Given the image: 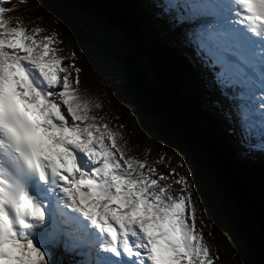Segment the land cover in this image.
Instances as JSON below:
<instances>
[{"label": "snow or ice", "instance_id": "obj_1", "mask_svg": "<svg viewBox=\"0 0 264 264\" xmlns=\"http://www.w3.org/2000/svg\"><path fill=\"white\" fill-rule=\"evenodd\" d=\"M14 8L0 6V264H214L187 175L130 155L57 34L13 24ZM157 8L232 102L238 143L264 150V0Z\"/></svg>", "mask_w": 264, "mask_h": 264}, {"label": "trees", "instance_id": "obj_2", "mask_svg": "<svg viewBox=\"0 0 264 264\" xmlns=\"http://www.w3.org/2000/svg\"><path fill=\"white\" fill-rule=\"evenodd\" d=\"M116 1L138 25L142 33V42L137 45V53L141 57L150 58L154 68H157V72L165 80L170 98L181 104L180 108L182 111H187L189 117L186 116L189 123L200 133L202 138L205 137L210 142L215 154L221 159L219 160L224 164L222 167L227 173L230 188L246 204L252 216L249 217L250 221L259 224L260 230L264 229V158L257 157L252 160L254 162H248L249 159L234 156L232 160L230 150L224 146L218 136L213 135L210 129V116L202 111V107L198 104L197 94L190 92L193 86L192 78L190 81L188 80L191 73L190 63L178 47L177 49L173 47L175 43L167 42L166 39L157 34L156 24L153 23L152 19L148 18V3L159 4L161 0H146L147 4L141 2V0ZM13 5H15L14 10L6 13V16H11V18L18 16L20 19L30 18L32 21L49 19L54 24L59 40L71 43L72 53H75L73 57L75 66L81 69L79 74L81 89L83 90L84 86L87 85L88 94L97 103L101 94L100 87L104 85L101 82L98 69L93 64L92 57V46L98 44V42L92 39L93 33L77 17L86 11V7L80 5L77 0H24L23 4H18L17 0H2L0 2V6L8 8H12ZM157 16L156 21L165 27V30L171 31L174 29L172 25L166 23L159 15ZM178 49L179 51H177ZM137 53L135 51L131 54L132 60L136 63L134 65L137 68L134 67L132 81L125 88L128 90L130 87L131 91L133 89V95L140 108L146 109V111L150 110L153 113L156 111L160 112L158 110V101L153 100L152 92L147 89L145 83H142L145 75L143 68L138 67L139 63L136 59L139 62L142 59ZM124 60L126 64L129 63L126 58ZM139 73L142 75L141 80L138 78ZM93 111L95 112V108ZM112 113L117 125H123L120 129L125 135V139H131V123L128 115L122 112L119 107L114 108ZM167 116L168 119H164L163 126L156 130V143L165 149L185 148L188 150L186 135L180 134V126L172 121L173 118L170 114ZM217 143L222 145L225 151L220 149ZM218 149L222 150L221 153ZM221 154L225 155V159L229 157L230 161L228 162L227 159L226 163L222 161L223 157H221ZM196 179L202 189L199 191L200 197L210 214L212 223L210 231L215 235L223 232L227 235L237 264H258L256 258L257 248L254 242L255 227L251 226L248 231L242 229L240 225L242 227L245 226V220H242V217L234 216L229 211L234 207L233 203L235 200L230 199L231 203L225 199L223 204L213 202L208 190L203 187L201 178L196 176Z\"/></svg>", "mask_w": 264, "mask_h": 264}, {"label": "rangeland", "instance_id": "obj_3", "mask_svg": "<svg viewBox=\"0 0 264 264\" xmlns=\"http://www.w3.org/2000/svg\"><path fill=\"white\" fill-rule=\"evenodd\" d=\"M1 1L2 0H0V2ZM141 2L147 4L146 0H141ZM155 5L158 4L152 2V8L149 7V10L151 9L150 11H152L151 15H157L158 13V8L155 7ZM151 15H148V18L152 19L153 23H156L158 31L163 33L162 29L165 27H163L160 23L156 21L157 17L153 18ZM77 17L83 24H86L90 29L91 33H93L92 39L95 42H98V44H94L92 46V57L93 64L98 69L99 76H101V82L104 83V85H101L100 87L101 94L97 100V103L101 105V108L95 109V112L98 116H105L110 126L116 127L118 126L117 121L114 118L112 112H114V108L116 109L117 107H119V109L126 115H128V117L130 118V131L132 134L131 139H125V135L122 133V130L120 128L117 129L123 137L122 143L127 144L129 154L137 156L141 159L146 158L149 163L159 162V158L164 157V163H159V167L164 168L165 165L168 164L170 161L171 167L175 168L178 173H180L181 175H187L188 182L192 191V199L196 206L197 228H202L203 232L205 233L204 238L207 244L209 245L212 256L214 257V264H237L234 258V254L231 251L227 235L224 232L215 235L214 233H212V231H210L212 229L210 214L205 208L203 200L200 197L199 193V191L202 189L200 188L201 185L199 181L196 179V176H198V174L204 183L203 187L209 189L211 199L214 202L220 200L222 190L220 187L219 180L214 174L213 166L207 164L204 161L200 162V166H197L194 163L192 157L190 156L188 150L185 148L165 149L159 146L156 143L155 136L156 130L163 126L162 117L160 115L151 113L150 111H146V109L140 108V106L136 102L135 96L133 95V89L131 91L130 87L128 90L125 88L127 84L132 81L134 72H132V67L127 65L124 59H128L131 55V52H137V48L135 49L136 44L133 43L132 40L127 39L125 36L126 34L123 31H121L119 28H115L113 26L108 25L102 17H100L93 11H84V13L79 14V16ZM18 18V16L12 17V23L15 24ZM20 20L24 22V24L29 30H31V28L35 24L41 26L46 30L42 34H48L52 31L57 34L53 22L49 19H38L32 21L30 18H27ZM171 33L167 32L168 37L165 38L167 39V42L175 43L173 47L177 49V47L181 44L176 38V34L181 33V30L175 28L171 30ZM53 46L59 50L57 52V55L66 58L65 63H70L73 61L74 58L72 57L71 43L62 42L58 38L57 42ZM177 51H179V49ZM187 51L191 54L188 46ZM138 56L142 58L139 54ZM136 60L139 63V60ZM193 60L197 65V62L194 58ZM142 61L143 63L145 62L144 58H142ZM71 75L74 77V71L71 72ZM188 80L190 81L191 79ZM193 80L194 79H192V81ZM198 88L200 89V87ZM197 91V95L200 99V101H198V104L200 102L199 105L204 104L206 108L210 110H216L214 109V107L211 106L212 103H214L218 107L221 106L222 109H220L223 111L229 110L232 102L228 101L226 97L220 96L217 92V89L213 88L211 90L210 88H202V90L197 89ZM231 94L232 93L229 90V95ZM56 102L61 103V101L59 100H57ZM64 111L66 112V109H64ZM216 111L217 114L222 118L221 115L224 114H222L220 110ZM67 118L69 121L71 120V117ZM226 139L228 141L227 143L229 144V147L234 153L231 154L233 157L238 156L241 151L247 154L251 153V155L259 153L260 156L264 157V150L260 148L242 147L238 143V141L235 142L232 139H229L228 136H226ZM254 142L257 143V141ZM217 146L220 149L224 150L222 145H220L219 143H217ZM220 149H218V151L221 153L222 150ZM197 157L199 158V160H201L200 154H197ZM221 157H223L222 161H226L224 154H221ZM244 159L248 160V158L246 157ZM248 162L254 161L248 160ZM181 163L183 164V167H180ZM221 165L224 166L223 163H221ZM165 182L172 183L171 179ZM172 186L174 189L178 187L174 183L172 184ZM201 220L203 221V224L200 223ZM75 257L79 258V255L60 256L58 259L61 261V264H69V261H72L73 258L75 259Z\"/></svg>", "mask_w": 264, "mask_h": 264}, {"label": "water", "instance_id": "obj_4", "mask_svg": "<svg viewBox=\"0 0 264 264\" xmlns=\"http://www.w3.org/2000/svg\"><path fill=\"white\" fill-rule=\"evenodd\" d=\"M78 3L86 7V11H93L104 19V21L115 28H119L126 35L127 39L133 41L137 45L142 42V36L137 30L136 25L129 18L128 14L124 11L121 5L116 0H77ZM135 51L131 52L134 53ZM137 53V52H136ZM138 55V54H137ZM145 62L143 63L140 60L138 67H142L144 70L145 79L142 83L146 85L147 89L152 92V98L154 101L159 103V111L154 114L160 115L162 121L168 119V114L173 118V122H176L180 128V134L183 133L186 135L188 140V151L197 166H200V162L204 161L207 164L213 166V171L215 176L218 178L220 187L222 190L221 197L219 201L215 203H224V200H235L234 207L231 208V211L234 216L242 217V220H245V226L240 227L246 231L250 230V227H255V244L257 248L256 258L258 264H264V229L260 230V225L257 223H252L249 219L251 214L248 211L246 204L234 193L230 188L228 176L224 168L221 165V162L217 155L215 154L211 145L205 140V138L200 135V133L189 123L187 116L189 117L187 111H182V109L170 99L169 89L166 86L165 80L161 78L157 72V68H154V65L150 62L149 57H144ZM141 58V59H142ZM127 59V58H126ZM131 55L129 56L128 64L131 66L133 72L135 61L132 60ZM133 63V64H132ZM136 64V63H135ZM137 68V67H136ZM142 75L139 73L138 78L141 80ZM155 108V107H154ZM150 111V110H149ZM153 111V110H152ZM151 112V111H150ZM153 113V112H151ZM187 115V116H186ZM188 133V134H187ZM182 134V135H183ZM183 135V136H184ZM197 152V153H196ZM197 154H200L201 160L197 157ZM199 176V174H198ZM200 178V176H199ZM202 181V180H201ZM203 182V181H202ZM204 185V183H203ZM206 188V187H205ZM209 192V189L206 188ZM210 194V192H209ZM213 201V200H212ZM214 202V201H213ZM252 213V212H251ZM252 217V216H251Z\"/></svg>", "mask_w": 264, "mask_h": 264}, {"label": "bare ground", "instance_id": "obj_5", "mask_svg": "<svg viewBox=\"0 0 264 264\" xmlns=\"http://www.w3.org/2000/svg\"><path fill=\"white\" fill-rule=\"evenodd\" d=\"M149 7L150 8H152L151 7V4H149ZM155 7H157V5H155ZM151 10V9H150ZM149 10V8H148V11H149V15H151V12L152 11H150ZM157 15H158V13H157ZM157 15H151L153 18H156V17H158ZM129 16V15H128ZM129 18L131 19V17L129 16ZM132 20V19H131ZM132 22L136 25V27H137V30H138V32L140 33V35L142 36V33H141V31L139 30V27H138V25L132 20ZM156 24V23H155ZM155 28H156V30H157V34L160 36V37H163L164 39H166L165 37H168V34H167V32L168 33H171V31H166L164 28L162 29L163 31V33H161L160 31H158V29H157V26L155 25ZM175 29V28H174ZM172 34V33H171ZM176 38L179 40V42H180V46H178V48L181 50V52H182V54L184 55V57H186V59H187V61L190 63V67H191V73H190V76H189V78L191 79H194L193 81H192V87H191V90H190V92L192 91V92H195L196 94H197V89L198 90H202V88L203 89H205V88H210L211 90L214 88V89H216V87L214 86V84H213V81H212V79H211V76H210V73H209V71L196 59V58H194V56H193V53H192V50L190 49V52H191V54L187 51V45L185 44V42H184V40H183V38L181 37V33H178V34H176ZM182 40H183V42H184V44H183V42H182ZM166 41H167V39H166ZM176 44H177V41H176ZM170 46V45H169ZM192 56H193V58L195 59V61L197 62V65L195 64V62H194V60H193V58H192ZM167 57V56H166ZM198 66V67H197ZM193 69V70H192ZM200 87V89L198 88V87ZM189 89H190V87H189ZM257 95H259V93H257ZM208 96V95H207ZM197 97H198V95H197ZM171 100H173L179 107H180V103L178 102V101H176V100H174L173 98H170ZM198 101H200V99H199V97H198ZM212 103V102H211ZM199 104H200V102H199ZM211 105V104H210ZM201 107H202V109H203V111L206 113V114H208L209 116H210V118H211V125H210V129L212 130V133H213V135H216V136H218V138L220 139V140H222V142L224 143V146H226L227 148H228V150H230V152H231V154L233 153V151H232V149L229 147V144L227 143L228 141H227V139H226V136H228V138L229 139H232L233 141H235V142H237V135L236 134H234V132H233V127H234V124L232 123V122H230L226 117H225V115H221L222 116V118L217 114V111L216 110H220L221 111V113L222 114H224V112H225V110L223 111V110H221L222 109V107L221 106H217L216 104H214V103H212V107H214V109H216V110H210V109H208V108H206L205 106H204V104H201L200 105ZM221 108V109H220ZM186 111V110H185ZM209 132V131H208ZM205 138V137H204ZM205 140L210 144V142L205 138ZM231 142V141H230ZM257 143H258V141H257ZM211 145V144H210ZM234 154V153H233ZM238 154V153H237ZM235 157H237V158H248L249 160H254L255 158H257V157H261V158H264V157H262V156H260L259 155V153H257V154H253V155H251V153H245V152H240V154H238V156H235ZM233 158V156L231 155V159ZM227 159V161L229 162L230 161V159H229V157L228 158H226ZM233 160V159H232ZM226 162V161H225ZM75 259H76V261H79V260H81V259H84V257H82V256H79V258H76L75 257ZM74 258H73V260H75Z\"/></svg>", "mask_w": 264, "mask_h": 264}]
</instances>
